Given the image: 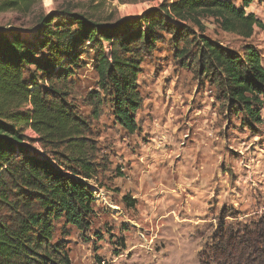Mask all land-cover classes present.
<instances>
[{"label":"trees","instance_id":"1","mask_svg":"<svg viewBox=\"0 0 264 264\" xmlns=\"http://www.w3.org/2000/svg\"><path fill=\"white\" fill-rule=\"evenodd\" d=\"M239 1L240 8L230 0H162L137 17L115 21L62 10L41 15L30 40L20 31H0V264H70L63 241H54V222L63 220L79 231L90 227L94 199L89 183L105 170L103 158L91 123L68 100L64 87L86 49L94 52L97 84L84 104L97 120L108 103L129 135L138 130L136 114L143 100L137 81L144 54L158 41L157 31L194 46L192 53L182 47L178 57L188 56L197 77L215 89L229 111L252 124L263 122L264 66L257 49L244 44L238 51L227 50L204 35L201 22L212 19L221 32L250 40L256 29L264 31V24L245 8L263 0ZM37 2L0 0V14L27 16ZM60 19L66 22L61 25ZM103 43L109 44L108 54ZM26 67L35 68L30 77ZM216 241L211 253L229 264H264V215L250 227L226 229Z\"/></svg>","mask_w":264,"mask_h":264},{"label":"rangeland","instance_id":"2","mask_svg":"<svg viewBox=\"0 0 264 264\" xmlns=\"http://www.w3.org/2000/svg\"><path fill=\"white\" fill-rule=\"evenodd\" d=\"M230 1L241 7L239 0ZM161 2L38 0L27 16L0 14V31H20L30 40L41 15L68 10L115 21L137 17ZM245 11L264 24V0ZM201 22L204 35L227 50L253 45L264 66V31L256 29L242 41L221 32L212 19ZM185 25L198 34L194 25ZM155 34L158 41L144 54L138 76L143 103L134 135L116 123L108 103L97 120L84 104L96 90L93 51L85 50L64 86L68 100L92 125L105 169L89 183L94 199L89 229L79 231L63 220L53 224L54 241H63L70 264H226L227 258L211 253L218 235L250 227L264 215V108L261 124L229 111L215 89L197 77L188 56L178 57L182 47L192 53L194 46L177 43L165 32ZM102 46L108 54L109 44ZM34 71L26 67V77Z\"/></svg>","mask_w":264,"mask_h":264}]
</instances>
